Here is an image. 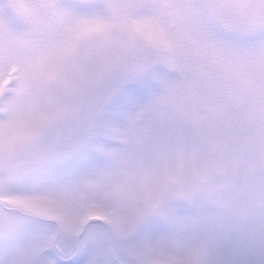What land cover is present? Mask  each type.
Wrapping results in <instances>:
<instances>
[{
    "label": "snow or ice",
    "instance_id": "1",
    "mask_svg": "<svg viewBox=\"0 0 264 264\" xmlns=\"http://www.w3.org/2000/svg\"><path fill=\"white\" fill-rule=\"evenodd\" d=\"M0 264H264V0H0Z\"/></svg>",
    "mask_w": 264,
    "mask_h": 264
}]
</instances>
